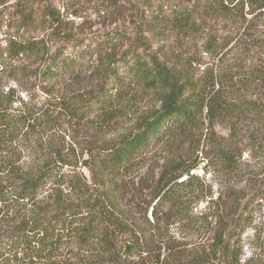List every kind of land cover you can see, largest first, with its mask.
<instances>
[{"label":"trees","instance_id":"obj_1","mask_svg":"<svg viewBox=\"0 0 264 264\" xmlns=\"http://www.w3.org/2000/svg\"><path fill=\"white\" fill-rule=\"evenodd\" d=\"M10 1L0 0V264H264L241 258L242 222L230 229L226 207L212 206L215 224L209 203L195 217L192 172L204 117L264 113V0H126L133 30L100 36L61 29L68 11L55 0ZM58 26L53 50L44 30ZM145 33L197 41L173 63L163 45L144 46ZM203 56L220 67L193 72ZM90 64L97 81L85 93ZM145 99L150 109L106 144L71 140L81 122L112 127ZM248 136L251 150L263 148L264 132ZM237 150L218 151L228 171L241 163ZM193 233L207 238L191 243Z\"/></svg>","mask_w":264,"mask_h":264},{"label":"rangeland","instance_id":"obj_2","mask_svg":"<svg viewBox=\"0 0 264 264\" xmlns=\"http://www.w3.org/2000/svg\"><path fill=\"white\" fill-rule=\"evenodd\" d=\"M13 1L11 0L10 3ZM179 1H184L187 4L192 3L191 0ZM54 3L58 8L62 7L68 11L63 16L65 24H62L60 28H68L69 31L78 35L95 34L100 36L112 30L131 31L134 27L128 17L129 11H127L128 5L131 3L126 0H119L117 3L123 6L120 10L114 8V6L105 7L104 0H55ZM9 9L7 8V10ZM70 12L72 14H69ZM217 25H221L223 29H231L230 22L225 19H221ZM44 31L45 35L49 36V43L54 50L62 41L59 39L60 36H57L59 26L56 30L48 28ZM44 31H38L39 36H42ZM144 36L147 38L145 42H142L144 46L147 45L154 51L163 45L165 57L170 58L173 63L180 55H183L185 59L192 52V47L197 41L196 37L191 34H170L163 38L152 33H145ZM129 45L130 43L126 42L120 51L127 49ZM233 58H236V49L226 52L225 60L229 61ZM202 59L206 64H202L200 68L193 66V72L200 73L203 69L209 67L216 69L219 65L213 58L203 56ZM94 66L95 64H90L88 70L82 74L81 87L85 84L89 85L85 89V93L97 81V76L90 74V70ZM1 81L7 85L13 83L12 77L8 76L7 72L2 75ZM73 86L75 88L76 83ZM151 106L152 102L145 99L135 104L133 108H127L126 115L117 120L112 127L98 129L84 121L81 122L79 127L74 126V130L68 133L72 136H70L71 140L74 139L75 142L79 143L77 148L84 144L88 145L89 141L104 145L109 140L130 129L137 112L146 111ZM237 115L235 112L230 117L217 119L212 123L204 117L203 124L197 131L201 133V140L196 152L198 164L192 172L196 175L194 186L201 191V194L193 211L195 217L200 218L201 214L208 213V203L211 204L210 215L213 216L211 219L209 215L208 220L215 224L217 217L212 206L226 207L227 215L223 217L227 220L230 229H233L236 223L242 222L240 230L236 228V243L239 242L241 245L239 247L241 258L247 259L254 255L262 262L264 261V146H262L263 148H260V146L258 149L251 150L247 146V137H249V132L252 129H257L261 133L264 132V113L261 116H255V114L249 112H240ZM92 116L93 114L90 113L86 117ZM195 137L197 140L198 135ZM34 139L35 137H32V142ZM187 145L188 143L180 149H183V154L187 153ZM227 145L233 146L234 149L238 147L236 155L241 154V163L234 170L229 171L225 169V163L218 153ZM22 154L27 158L28 150H25ZM167 205L166 203L164 207L166 208ZM198 234H191L192 236L189 237L191 243L206 240L207 236L204 237Z\"/></svg>","mask_w":264,"mask_h":264}]
</instances>
